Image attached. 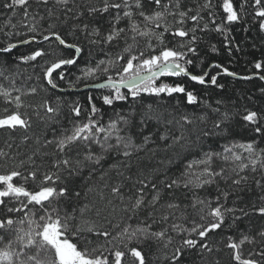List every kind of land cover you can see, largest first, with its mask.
Segmentation results:
<instances>
[{
	"label": "snow or ice",
	"instance_id": "6c2138e0",
	"mask_svg": "<svg viewBox=\"0 0 264 264\" xmlns=\"http://www.w3.org/2000/svg\"><path fill=\"white\" fill-rule=\"evenodd\" d=\"M147 2L155 6L150 12L145 9L142 0H132V3H130V0H103L102 7L87 5L86 10L89 16L97 13L103 15L112 11L115 13L112 17L110 29L103 35L102 39H89V43L94 45L103 43L106 46H111L121 38L125 40V47L122 49L123 54L110 58L107 63L104 60H99L95 67L81 69L82 75L76 78L77 81L87 80L89 77H95L97 71L107 74L110 69H114L120 77L119 80L108 75L102 83L85 85V87L94 89L111 90L109 94L100 97L104 105L112 106L114 102L126 101L129 96L135 101L140 99L142 94L157 98H162V96L171 98L174 95L183 96L188 105H197L201 101L193 91L187 89L185 84L180 82L168 83L165 82V79L187 77L200 85L210 83L212 86L222 89L224 86L218 84V76L228 75L237 78V73L229 71L228 68L218 63L210 65V67L220 69L216 75L210 76V80H206V77L210 75L207 71L202 75L192 74L188 70V66L192 65L194 61L189 58V54L195 56L199 51L196 45L203 39V36L197 35V33L216 32L224 37V47L228 49L229 55H231V45L234 43L230 39L231 26L240 23L245 15L250 14L248 12L249 0H240L239 7L235 6V0H220L218 7L222 10V14L216 11L217 4H214L213 0H205L202 5H198L195 14H192L193 9L191 8L184 9L181 0H147ZM29 3L30 0H7L3 7L11 10L13 14L17 9H23L24 20L20 22L21 26L27 27L30 33L38 34L35 15L29 12ZM36 3L47 6L49 0H36ZM54 3L57 6L66 7L69 0H54ZM133 7L136 10L135 12ZM251 8L253 21L258 24L259 31L264 33V0H254ZM67 10L71 11V9ZM204 10H208L207 15L210 19L201 26L200 22L204 21L201 12ZM47 15L49 17L53 16L51 8L47 9ZM137 16L142 20L135 19ZM169 17L172 18L171 21H169ZM29 18H31V23H26ZM125 18L128 20V24L125 27H120L121 20ZM189 20L193 22V26L185 27ZM8 23L11 24V21L9 20ZM11 27L15 29L17 25L11 24ZM55 27L51 23L48 25V28L53 30L42 36L43 41H49L51 37H54L58 45L64 49H74L75 55L57 59L43 69V79L52 89L58 88V84L55 82L57 70L77 64L78 57L83 51L77 44L68 43L60 32L54 30ZM88 28L89 25L85 23L82 29L88 37H101L99 27H93L90 32ZM0 31H3V28H0ZM6 34L11 35L12 33ZM166 34L171 37V41L166 38ZM16 35H20V33L16 32ZM129 40L131 43L128 42ZM34 41H36V35L20 40L19 44L28 45ZM141 41L144 42L143 50L140 49ZM16 47L17 44L9 43L6 47H0V53H11ZM236 48L239 50L238 45ZM211 50L213 52L217 51L214 44L211 45ZM50 54L55 53H45L44 50L37 49L30 54L19 56L18 59L27 63ZM124 60H126V63H120ZM254 67L257 72L253 76L264 81V75L260 74V70L264 69V61H256ZM253 76H239L238 78L250 80L253 79ZM59 79H65L64 71H59ZM122 88L127 89V93L121 92ZM14 91L19 93L20 89L16 88ZM36 91V88L30 89L32 94ZM260 91L264 94V88ZM0 99L3 100L5 105L12 106L15 109L10 111L9 107L3 108L6 115L0 116V130L13 132L17 129H23L27 131L31 124L29 119H26L25 115L19 111L23 107L21 95L13 96L9 89L0 86ZM88 103L90 110L86 122L73 123L70 131L66 130L60 136L54 135L53 139L45 141L46 145H54L56 149L57 158L52 162V168L56 169L55 172L41 174L37 168L29 171L27 175L17 169L0 173V208L5 210V214L0 215V243L4 244V247L0 248V264H123V258L126 254H130L137 264H148L143 249L131 246L134 242L138 245H144L149 242L166 241L163 244L165 249L172 243V238L167 235V228L156 231L153 230V225L159 222L166 223L170 217L175 219L173 213L180 209V205L175 202L170 201L167 203L166 210L161 213L160 221L153 219L154 213L149 211L147 218L138 221L135 226L127 222L123 227L119 224L115 225L114 227L119 231L114 235L83 218L84 212L88 208L87 205L80 210L81 223L75 226L70 223L75 217L67 213L61 215L60 208L54 206L53 201L58 203L68 192L66 186L59 188L56 186L57 182L63 183L62 172H66L68 178L78 176L89 164L100 165L105 156L111 152H115L117 156L131 159L135 152L145 150V147L152 141V137L148 135L143 137L142 143H136L131 129L147 125L153 119L160 120L161 118L159 115L153 114V106L148 104L145 106L146 111L141 114L139 125L132 114L125 116L119 113H117L116 119H110L107 125H102L99 120L95 119L100 109L97 108L91 95L88 97ZM203 103L206 108H211L213 113L219 114L220 118L212 119L211 128L197 126L195 133L189 131L187 136L171 137V144L167 143V136L161 135L160 140L165 141L166 148L179 145L185 151H191L196 147H202L203 143L213 136H219L225 131L231 132L232 122L237 117L243 122L241 126L246 130H250L256 136H264V124L261 123L264 120V115L260 112L244 108L243 112L234 109L233 111L226 110L220 113L219 107L212 108L206 101H203ZM216 103L220 105L223 101L217 100ZM41 107L47 114L58 112V108H53L47 100L41 104ZM71 111L76 117H80L84 109L77 103L71 108ZM208 120V115L195 118L188 115L180 117V121L189 126L195 125L197 121L200 124L207 125ZM120 125H123L124 128H121ZM124 129H128V131L122 135ZM53 131L55 132V130ZM193 134H195L194 140L192 139ZM113 137H115V143L110 142ZM24 139L27 140L28 137L25 136ZM81 143L87 148L82 159L79 158L80 152L78 151ZM91 144H98L101 152H93L90 147ZM8 146L11 147V145ZM256 147L255 141H251L233 143L231 146L225 145L220 152L204 151L198 160L189 161L185 165V170L181 174L182 180L172 179L170 182L162 180L161 184L164 188L170 190V194L172 189H178L181 185L185 189L193 190V201L190 206L197 210L201 221H206L205 224L194 221L193 227L190 229H182L180 225L173 223L171 225L172 230L186 231L189 237L193 234L198 235L203 241L210 232L224 226L228 214H233V225L243 217H248L250 213L244 211V209L226 207L220 203L219 196L216 197V206L213 207L212 199L200 198L195 195V190L216 184L219 192L218 181L220 179L227 180L229 171L236 177L231 179V184L235 186H239L242 182L248 180V177L241 175V173L249 167L253 173L259 170L264 175V149L257 152ZM235 148L244 150L248 153V156L244 157L238 154L234 151ZM74 150H76V159L71 156ZM150 151L155 154L156 149H150ZM0 156L7 157L8 153L0 150ZM29 159L32 158L29 157ZM216 160L224 161L230 167H221L217 171L214 167ZM123 166L129 167L130 165L124 164ZM109 167L119 169L121 165L112 164ZM38 176L41 177L38 190L33 191L25 187L29 180L36 181ZM17 178L23 180L24 183H16ZM138 183L142 186L137 189L140 195L134 199V202L124 208L126 213H131L128 216L129 221L141 209L158 210L156 205L161 198L157 185L153 183L152 189L156 194L146 203L143 191L147 184L144 180H139ZM255 184L257 187L264 188V184L260 179L255 180ZM119 192V188H112L113 194H119ZM75 195L79 196L80 193L77 192ZM220 195L227 200L229 193L222 192ZM121 200H123L122 196ZM261 200L264 201V197H261ZM237 211L241 212L242 216L234 215ZM13 213H23L24 215L17 220L11 215ZM252 214L264 216V206L256 207L253 205ZM148 220H151V223ZM25 224L27 227H24ZM9 233H15V237L14 239H8L5 243V236ZM85 233H90L98 238L103 237L105 243L111 245V247L106 249L105 245L97 244L96 247L91 249L88 247L81 248L77 241L85 239ZM227 240L226 247L232 250L231 261L234 264H264V229L258 231L255 237L242 234L238 241L234 240L232 236H228ZM87 243L91 244L92 241L88 240ZM246 243L259 244V247L249 250L245 256L242 246ZM192 249L212 251V248L206 243H198L196 239L185 238L182 241V246L177 247L171 256L166 255L164 259L170 261L171 264H180L184 252ZM106 251L108 254H105ZM217 264H219V261H217Z\"/></svg>",
	"mask_w": 264,
	"mask_h": 264
},
{
	"label": "trees",
	"instance_id": "16d2710c",
	"mask_svg": "<svg viewBox=\"0 0 264 264\" xmlns=\"http://www.w3.org/2000/svg\"><path fill=\"white\" fill-rule=\"evenodd\" d=\"M7 0H0V47H6L9 43L17 44L22 39L36 35V40H40L43 35L49 34L53 29H49L48 25L54 24L55 31L61 33L68 43H74L80 46L83 51L78 57V62L75 65H70L58 70L56 73V83L58 84L57 92L50 88L47 82L43 79V69L57 59L66 58L75 55L74 51L62 49L54 40L46 41L40 45H27L25 47L17 48L11 53L0 54V86L9 89L12 95H21L23 107L19 111L29 119L31 127L25 131L17 129L13 132L0 130V150L8 153L7 157L0 156V173L17 169L24 175L29 171L39 169L41 174L45 172H55L56 169L52 168V162L57 158L56 149L54 145H46V140H51L55 136H60L66 130L72 129L73 123L86 122L89 115L90 105L88 97L91 95L94 98V103L100 109L95 119L99 120L102 125H107L110 119H116L117 113L128 116L132 114L136 123L139 125L141 114L146 111V105L151 104L154 109V115H159L160 120L153 119L147 125L132 128L131 132L134 134L136 143H142L143 137L150 135L152 141L145 147V150L135 152L131 159H126L123 156H117L115 152L108 153L100 165L89 164L84 168L80 175L67 177L66 172H62L63 183L57 182V187L66 186L68 192L65 197L61 198L57 203L53 201L54 206L61 210V215L65 213L75 217L70 221L74 226L81 223L80 210L87 205L88 208L84 212V219L94 223L97 227L107 230L113 235L119 231L115 225L119 224L121 227L125 223H130L135 226L140 220H145L149 211H153V219L160 221L161 213L166 210L168 202H175L180 205V209L175 211L173 215L175 219L170 217L168 222H159L153 225V230H160L167 228V235L172 238V243L165 249L161 242H149L144 245H138L135 242L132 247H140L146 256L148 264H171L170 261L164 257L171 256L177 247L182 246V241L185 238H193L199 242L208 244L211 252L200 251L199 249L186 250L181 258L180 264H234L231 261V249L226 247L228 243L227 237L232 236L234 240L238 241L242 234L249 236H256V233L264 229V216L252 214L253 205L256 207L264 206V188L257 187L255 180L260 179L264 184V175L258 170L253 173L251 168L245 170L241 175H246L248 180L242 182L241 185L235 186L231 184V179L236 178L229 171L228 179H220L218 181L219 192L217 185L206 186L203 189H196L195 195L200 198H210L216 206V197H220V203L226 207H234L236 209H244L249 212L248 217H243L233 225V214L226 216V222L221 229L210 232L206 239L201 241L198 235L193 234L188 236L186 231H173L171 225L173 223L180 225L182 229H190L193 227V222L205 224L206 221H201L197 210L193 209L190 205L193 201V190L185 189L182 185L180 188L170 190L164 188L161 184L162 180L170 182L172 179H181L182 173L185 170V165L189 161L198 160L204 151L220 152L223 146H231L233 143H247L255 141L256 151L264 149V136H256L250 130L242 127V121L239 117L232 122L231 132H223L219 136H213L210 140L203 143L202 147H196L191 151H185L179 145H173L171 148H166L165 141L160 140L161 135L168 137L167 143L171 144L173 136L188 135L189 131L195 133L197 126L200 128H211L212 119H219L217 113H213L211 108H206L203 101H206L212 108L219 107L220 113L233 111L239 109L243 112L244 108L256 110L264 115V94L260 89L264 88L263 83L258 79L248 81L232 80L226 76H219L217 78L218 84L224 87L217 88L210 83L207 85H197L196 83L184 78H166L165 82L173 83L180 82L187 86L189 91H193L201 101L197 105H188L183 96H176L169 98L162 96V98L143 95L138 100H132L131 97L126 101L114 102L112 106L104 105L100 97L107 95L111 90L102 89L98 91L75 92L80 88L94 83H100L111 75L114 79L119 80L120 77L116 74L114 69H110L109 73L104 74L97 71L95 77H89L87 80L81 79L77 81V77L81 76V69L86 67H95L99 60H104L106 63L110 58H115L118 54H123L122 49L125 47V40L121 38L119 41L114 42L111 46L101 44H91L89 39H102L103 35L110 29L114 11L100 15L99 13L89 16L87 14V5L91 4L97 7H102L103 0H69L66 7L57 6L54 0H49L47 6L37 4L36 0H30L28 5L29 12L35 15L36 26L38 34L30 33L27 27L21 26L23 18V9H17L15 14L9 9L3 7ZM144 7L147 11H152L154 5L148 4L147 0H142ZM205 0H181L184 9H193L192 14L198 5H202ZM220 0H213L217 4V12H221L218 4ZM254 0H249L248 12L240 23L231 26L230 39L234 41L231 45L232 54L229 55L228 49L224 47V37L216 32H209L207 34L197 33L202 35L201 39L196 45L199 49L197 55L192 56L189 54L194 63L188 66V70L195 75H202L209 70L210 80L211 75H216L218 69L210 67V65L218 63L228 68L229 71L237 73V76H251L257 72L254 67L256 61H264V33L259 31V26L252 19L251 4ZM132 3V0H130ZM240 0H235V6L239 7ZM53 10V16L47 15V9ZM67 9H71L69 12ZM133 11L136 10L133 7ZM82 13V15H81ZM208 10L201 12L204 16L203 23L210 18L207 15ZM43 17V19H41ZM137 20H142L140 17H135ZM172 20L171 17L168 18ZM16 24L17 28L13 29L11 24ZM219 22V21H217ZM26 23H31L29 18ZM89 25L88 31L90 32L93 27H99L101 30V37H88L82 30L83 25ZM128 20L122 19L120 27H125ZM75 26V28H74ZM193 22L188 21L185 27H192ZM211 27V25H210ZM247 29V30H245ZM19 32L20 35H16ZM6 33H12L7 35ZM166 38L171 41V37ZM131 43V41H128ZM173 43H175L173 41ZM215 45L217 51L211 50V45ZM239 46L237 50L236 46ZM144 42L141 41L140 49L143 50ZM42 49L45 53L54 52L55 54L45 55L38 57L36 61L24 63L18 59L21 55L30 54L32 51ZM120 63H126V60ZM59 71H64L65 79H59ZM260 74L264 75V69L260 70ZM7 77V79H5ZM20 89L17 93L14 89ZM36 88V93H30V89ZM127 93V91H121ZM47 100L53 108H58V112L47 114L41 107V104ZM223 101L222 104L217 105L216 101ZM82 106L84 111L80 117H76L71 108L75 104ZM4 107H9L10 111L15 110L14 107L5 105L3 100L0 99V116L6 115L3 112ZM182 115H188L192 118L208 115L209 120L207 125L200 124L199 121L195 125H184L180 121ZM171 121V123H169ZM177 121H180L179 123ZM264 124V120L261 121ZM120 127L124 128L123 125ZM55 130V132L53 131ZM128 129H124L121 133L125 134ZM28 139L25 140L24 137ZM192 139H195L193 134ZM8 145H11L9 147ZM91 149L95 153H100L101 149L98 144H91ZM150 149H156L153 154ZM78 151L80 152L79 158H83V154L87 151L83 143L79 145ZM238 154L244 157L248 153L240 148H235ZM73 159H76V150L71 153ZM10 157V158H9ZM29 157L32 159L30 160ZM23 162V163H22ZM112 164H120L119 169L110 168ZM124 164L130 165L124 167ZM214 167L217 171L221 167L229 168L230 165L225 164L224 161L216 160ZM122 173V174H121ZM40 176L36 181L29 180L25 187L29 190L36 191L40 186ZM139 180H144L147 187L144 188L143 197L145 202L151 200L155 195L152 189V184L157 185L159 189L160 200L156 205V209L149 208L141 209L132 220H128L130 212L126 213L124 208L129 206L134 199L140 195L137 192L138 188L142 186L138 183ZM16 183H24L23 180L17 178ZM117 187L120 189L119 194H113L112 188ZM79 192L80 195L76 196L75 193ZM228 192L227 200L224 199L220 193ZM121 196L123 200H121ZM187 206V207H185ZM31 207V206H30ZM99 210V214H98ZM5 210L0 208V215H4ZM14 219H21L23 213L11 214ZM234 215L242 216V213L237 211ZM211 219L210 217L208 218ZM151 223V220H148ZM24 227H27L25 224ZM85 239L77 241L81 248L88 247L89 249L96 247L97 244L105 245V248H110L103 237H96L90 233L84 234ZM15 233H9L5 236V243L8 239H14ZM259 238L257 237V240ZM91 240L92 243L88 244L87 241ZM4 244L0 243V248ZM259 244H248L242 246L245 256L249 250L258 248ZM123 250V249H121ZM105 254H108L107 251ZM123 264H137L130 256L126 254L123 258Z\"/></svg>",
	"mask_w": 264,
	"mask_h": 264
},
{
	"label": "water",
	"instance_id": "95a60500",
	"mask_svg": "<svg viewBox=\"0 0 264 264\" xmlns=\"http://www.w3.org/2000/svg\"><path fill=\"white\" fill-rule=\"evenodd\" d=\"M50 40H54L55 41V39H54V37H51L50 38ZM44 42H46V41H43V39L41 38L40 40H36V41H34V42H32V43H30V44H28V45H40V44H42V43H44ZM56 42V41H55ZM57 44H58V42H56ZM25 46H27V45H21V44H19V43H17V47L15 48V49H17V48H21V47H25ZM60 46V45H59ZM62 49H64L62 46H60ZM14 50V49H13ZM64 50H68V49H64ZM70 50V49H69ZM71 50H73L74 51V49H71ZM0 54H6V53H0ZM66 67V66H65ZM58 71V70H57ZM218 71H220V69H218ZM207 72H209V70L207 71ZM220 76H226V77H228V78H231L232 80H240V81H248V80H242V79H239L238 77L239 76H237V78H234V77H232V76H228V75H220ZM251 76H253V75H251ZM219 77V76H218ZM175 78H178V77H175ZM184 78H186V79H188L187 77H184ZM253 79H258V80H260L258 77H256V76H253ZM189 80V79H188ZM250 80H252V79H250ZM191 81V80H190ZM262 83H263V85H264V81H262V80H260ZM193 82V81H192ZM102 83V82H101ZM195 83V82H194ZM197 85H200V84H198V83H196ZM98 90H101V89H94V88H91V87H83V88H81L80 90H78V91H75V92H87V91H98ZM121 91H127V89H125V88H122L121 89Z\"/></svg>",
	"mask_w": 264,
	"mask_h": 264
},
{
	"label": "bare ground",
	"instance_id": "6f19581e",
	"mask_svg": "<svg viewBox=\"0 0 264 264\" xmlns=\"http://www.w3.org/2000/svg\"><path fill=\"white\" fill-rule=\"evenodd\" d=\"M69 50V49H68ZM70 51H73V50H70ZM75 53V52H74ZM67 67V66H66ZM104 82V81H103ZM101 83V82H100ZM50 86V85H49ZM85 87V86H84ZM50 88H51V86H50ZM83 88V87H82ZM52 89V88H51ZM81 89V88H80ZM79 89V90H80ZM53 90H55V91H57V92H60L58 89H53ZM102 90V89H101ZM78 91V90H77Z\"/></svg>",
	"mask_w": 264,
	"mask_h": 264
},
{
	"label": "rangeland",
	"instance_id": "374dc122",
	"mask_svg": "<svg viewBox=\"0 0 264 264\" xmlns=\"http://www.w3.org/2000/svg\"><path fill=\"white\" fill-rule=\"evenodd\" d=\"M110 90V89H108ZM122 128V127H121ZM111 143H115V137H113V139L110 141Z\"/></svg>",
	"mask_w": 264,
	"mask_h": 264
}]
</instances>
